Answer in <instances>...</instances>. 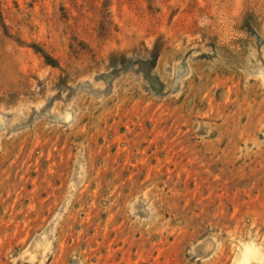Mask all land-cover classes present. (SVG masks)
I'll use <instances>...</instances> for the list:
<instances>
[{
  "label": "rangeland",
  "instance_id": "1",
  "mask_svg": "<svg viewBox=\"0 0 264 264\" xmlns=\"http://www.w3.org/2000/svg\"><path fill=\"white\" fill-rule=\"evenodd\" d=\"M0 264H264V0H0Z\"/></svg>",
  "mask_w": 264,
  "mask_h": 264
}]
</instances>
